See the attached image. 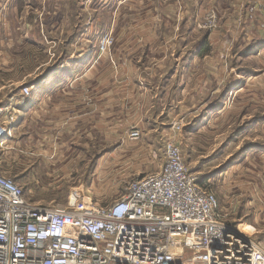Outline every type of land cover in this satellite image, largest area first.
Returning <instances> with one entry per match:
<instances>
[{
    "label": "rangeland",
    "instance_id": "rangeland-1",
    "mask_svg": "<svg viewBox=\"0 0 264 264\" xmlns=\"http://www.w3.org/2000/svg\"><path fill=\"white\" fill-rule=\"evenodd\" d=\"M209 8L214 7L208 5L204 17ZM155 13L153 5L148 3L100 5L82 0H0V107L18 103L17 111H20L25 87L31 88L29 99L40 96L35 88L39 77L50 79L48 83L52 86L56 79L101 80L103 75L113 79L115 72L124 67V73H131V57L127 54L132 42L127 39L132 31L152 30L153 22L145 21L148 17L152 21ZM261 14L264 8L250 19L246 9L248 19L236 17L242 25L238 31L236 25L225 23L226 27L219 22L216 30L231 26V30L239 33L235 42L242 49L250 39L254 47L249 55H236L229 60L230 66L234 65L237 70L236 86L231 88L229 98L223 100L221 107L206 119L179 120L182 128L176 132L172 129L168 137L151 140L144 133L140 139L132 140L126 136L122 151H109L100 169L99 158L104 151L98 156L99 152L93 150L89 167L91 183L79 181L78 175L84 168L76 153L69 154L70 162L64 171L50 162L40 167L35 166L36 162L29 163L28 169L34 170L27 180L26 165L21 162V134L15 130L16 126L13 135L0 147V169L19 185L22 182L33 203L67 207L73 194L89 191L86 197L105 206L120 198L137 175L163 166L166 141L173 138L187 165L201 178L209 180L225 219L264 247V15ZM138 19L140 22L132 21ZM169 26L168 30H174V24ZM84 27L91 36L85 42L78 38ZM100 29L106 31L104 36L114 39L105 51L102 50L104 36L98 39ZM86 45L90 47L87 56L82 50ZM122 47L127 50H118ZM240 47L235 52L241 53ZM52 91L57 93L59 88ZM46 93L52 95L50 91ZM114 142L108 143V150L114 147ZM89 169L86 165V171ZM96 170L98 177L94 175Z\"/></svg>",
    "mask_w": 264,
    "mask_h": 264
},
{
    "label": "crops",
    "instance_id": "crops-1",
    "mask_svg": "<svg viewBox=\"0 0 264 264\" xmlns=\"http://www.w3.org/2000/svg\"><path fill=\"white\" fill-rule=\"evenodd\" d=\"M82 1L100 5L152 4L156 10L155 17L152 21L148 17L145 22H153L154 26L149 31H132L127 39L132 42V48L128 46L131 51L127 54L131 57V73H124V67L112 75L113 79L104 75L101 80L56 79L52 86L48 83L50 79H46L35 86L41 95L29 97L26 105L20 106L14 126L21 134V162L26 165L24 175L27 180L34 170L28 169L29 163L36 162L35 166L40 167L50 162L64 171L70 162L69 154L76 153L84 168V173L81 171L83 175H78L79 181L91 183L89 167L93 150L99 152H94L98 156L104 151L99 158L100 169L109 151H122L126 145L125 137L129 139L134 127L140 128L142 135L145 133L153 140L154 137H168L174 124H181L179 120L206 119L214 109H219L223 100L229 98L231 88L236 86L237 70L234 65L230 66L229 60L236 55L252 53V44L250 39L242 49L235 42L239 33L231 30V26L220 31V28L200 30L197 24L204 18V9L208 5L216 8L220 23L226 27L236 25L238 31L242 25L236 17L248 19L246 9L249 3H258L264 8V0ZM132 21L140 22L139 19ZM169 23L174 24V30L167 29L170 28ZM86 29L84 27L78 33V38L84 42L91 37ZM105 33L100 29L98 39ZM239 47L241 53L235 52ZM82 50L83 55H88L90 47L86 45ZM118 50L127 49L122 47ZM129 57L123 55L124 60ZM57 88V93L51 92ZM49 91L51 96L46 93ZM112 140L116 143L108 150V143ZM94 175L100 176L99 171Z\"/></svg>",
    "mask_w": 264,
    "mask_h": 264
},
{
    "label": "built area",
    "instance_id": "built-area-1",
    "mask_svg": "<svg viewBox=\"0 0 264 264\" xmlns=\"http://www.w3.org/2000/svg\"><path fill=\"white\" fill-rule=\"evenodd\" d=\"M247 10L251 19L262 7ZM219 22L210 8L197 27L215 31ZM113 40L104 36L102 50ZM31 92L23 89L20 106ZM18 107H0V146L13 135ZM141 137L138 127L129 133ZM164 155L160 169L137 175L105 206L89 191L73 194L67 207L33 203L0 169V264H264V247L225 219L209 180L193 172L173 138Z\"/></svg>",
    "mask_w": 264,
    "mask_h": 264
},
{
    "label": "trees",
    "instance_id": "trees-1",
    "mask_svg": "<svg viewBox=\"0 0 264 264\" xmlns=\"http://www.w3.org/2000/svg\"><path fill=\"white\" fill-rule=\"evenodd\" d=\"M254 47V45H252V48ZM251 48V49H252ZM49 71H51V70H49ZM51 73H49L48 75H50ZM49 77V76H48ZM47 78H41V77H39V78H37L36 80H35V85H38V84H40L43 80H46ZM228 93V91L227 92H225V94H224V96H226V94ZM223 104V103H222ZM221 107V105L219 106V108ZM195 121H197V119L195 120ZM190 127H188V129H189ZM247 149L248 148H245V151H247ZM25 195H26V193H25ZM27 197V196H26Z\"/></svg>",
    "mask_w": 264,
    "mask_h": 264
},
{
    "label": "bare ground",
    "instance_id": "bare-ground-1",
    "mask_svg": "<svg viewBox=\"0 0 264 264\" xmlns=\"http://www.w3.org/2000/svg\"><path fill=\"white\" fill-rule=\"evenodd\" d=\"M13 134V133H12ZM5 141V140H4ZM1 147V146H0Z\"/></svg>",
    "mask_w": 264,
    "mask_h": 264
}]
</instances>
